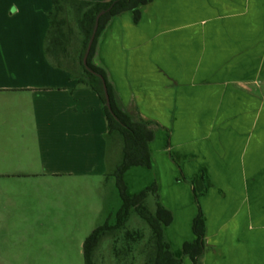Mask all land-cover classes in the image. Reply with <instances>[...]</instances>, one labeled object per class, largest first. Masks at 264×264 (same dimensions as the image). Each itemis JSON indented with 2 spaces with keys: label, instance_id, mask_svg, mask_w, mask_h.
Wrapping results in <instances>:
<instances>
[{
  "label": "crops",
  "instance_id": "0c3cea01",
  "mask_svg": "<svg viewBox=\"0 0 264 264\" xmlns=\"http://www.w3.org/2000/svg\"><path fill=\"white\" fill-rule=\"evenodd\" d=\"M38 7L44 22L51 0ZM140 13L137 22L131 12L111 18L93 58L123 108L152 122V168L128 170L134 192L158 183L176 257L193 239L195 190L206 227L200 264H264V0H150ZM45 34L10 33L33 38L35 49L32 63L0 64V129L43 148L47 157L35 162L56 177L75 174L80 144L96 134L106 176L100 99L47 61ZM180 173L187 181H176Z\"/></svg>",
  "mask_w": 264,
  "mask_h": 264
},
{
  "label": "rangeland",
  "instance_id": "374dc122",
  "mask_svg": "<svg viewBox=\"0 0 264 264\" xmlns=\"http://www.w3.org/2000/svg\"><path fill=\"white\" fill-rule=\"evenodd\" d=\"M42 1L0 0L1 65L32 63L29 55L34 53L35 40L11 38L10 33H46L47 17L41 22L38 16ZM0 110H5L3 101ZM6 128L1 125L0 129V264H84L86 237L107 220L113 223L120 207L115 179L105 176L107 168L99 158L101 149L96 134L88 135L80 144L83 164L75 169V174L56 177L54 168H43L35 162L47 157L43 148L22 142L20 131ZM108 141L110 171L119 159L121 144L115 143L112 136ZM134 170L126 174L129 195L139 189L132 186ZM44 172L47 174L34 176ZM145 204L154 211L153 196L149 195ZM127 228L148 231L136 216L131 217ZM174 230L165 228L171 241ZM115 238V235L102 238L93 255L94 264L145 263L141 240L127 247L120 237L115 243Z\"/></svg>",
  "mask_w": 264,
  "mask_h": 264
},
{
  "label": "trees",
  "instance_id": "16d2710c",
  "mask_svg": "<svg viewBox=\"0 0 264 264\" xmlns=\"http://www.w3.org/2000/svg\"><path fill=\"white\" fill-rule=\"evenodd\" d=\"M149 2L150 0H109L106 2L51 0V9L47 13L45 57L51 65L67 69L71 73V78H76L79 83L87 85L97 94L107 121V138L112 136L115 143L121 144L119 159L114 168L107 173L115 179L120 207L115 213L113 223L107 220L86 237L83 243L84 264H94L93 255L102 238L107 235H115V243L120 237V240L127 243V247L129 243L141 240L142 250L146 256L144 264H183V258L189 259L191 264H200V259L207 249L205 221L198 201L199 196L195 190H193V197L197 212L191 224L193 239L182 243L180 258L174 255L166 238L165 228L172 224L173 213L161 203L158 183L154 180L133 195L128 194L125 173L132 167L152 168L149 149V143L154 137L153 129L150 127L152 122L144 120L139 114H131L123 108L116 98L112 85L107 80L105 71L93 60L97 39L107 22L124 12H131L134 22H137L141 14L140 8ZM102 10L105 12L98 19L97 30L87 56L86 68L82 59L96 16ZM73 47L76 49L73 50ZM99 75L104 79L107 88L110 109L105 104V94ZM175 179L176 181H187L181 173ZM149 195L155 199L154 211H150L145 204ZM133 216L139 217L145 223L147 232L142 229L127 228V223ZM121 231H123L122 234H120ZM126 251H129V248H126Z\"/></svg>",
  "mask_w": 264,
  "mask_h": 264
},
{
  "label": "water",
  "instance_id": "95a60500",
  "mask_svg": "<svg viewBox=\"0 0 264 264\" xmlns=\"http://www.w3.org/2000/svg\"><path fill=\"white\" fill-rule=\"evenodd\" d=\"M105 11L102 10L101 12H99L96 16V19H95V23H94V27H93V30H92V33H91V36L88 40V43H87V47H86V50H85V53H84V56H83V59H82V62L84 64V66L87 68V65H86V61H87V56H88V53L90 51V48H91V45H92V42H93V39H94V36H95V33H96V30H97V26H98V19L99 17L104 13ZM92 73L96 74L94 71H91ZM99 77L101 78L102 80V85H103V90H104V94H105V104L107 106L108 109H110V101H109V96H108V93H107V88H106V85H105V82H104V79L99 75Z\"/></svg>",
  "mask_w": 264,
  "mask_h": 264
}]
</instances>
